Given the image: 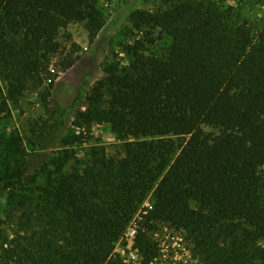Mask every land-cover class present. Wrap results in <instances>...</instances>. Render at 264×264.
Segmentation results:
<instances>
[{
  "label": "trees",
  "instance_id": "1",
  "mask_svg": "<svg viewBox=\"0 0 264 264\" xmlns=\"http://www.w3.org/2000/svg\"><path fill=\"white\" fill-rule=\"evenodd\" d=\"M162 1L130 16L131 59L106 65L98 82L106 106L79 112L107 123L119 152L92 147L85 163L55 164L37 184L26 162H8L18 143L0 134L2 188L23 191L4 264H154L163 224L190 239L200 264L264 263V23L234 19L216 0ZM97 3L0 0V111L29 94L51 101L57 36L71 22L96 36ZM132 221L136 263L114 251Z\"/></svg>",
  "mask_w": 264,
  "mask_h": 264
},
{
  "label": "rangeland",
  "instance_id": "2",
  "mask_svg": "<svg viewBox=\"0 0 264 264\" xmlns=\"http://www.w3.org/2000/svg\"><path fill=\"white\" fill-rule=\"evenodd\" d=\"M216 2L234 19L254 28L264 23V0ZM97 6L104 24L96 36L90 38L86 22H71L57 36L59 50L51 58V69L57 74L51 101L43 105L34 94H29L16 105L9 102L7 109L0 111V134L18 143L19 153L8 162H26V178L35 174L37 184H43L47 170L54 172L58 164L68 171L78 162L85 163L92 147L103 148L109 155L120 151L121 142L107 123H87L79 112L86 113L91 106L105 107L108 96L100 100L96 95L98 82L105 77L104 67L111 63L124 66L130 61V16L137 10L161 11L167 4L162 0H98ZM154 31L157 36L159 28ZM78 92L80 100L74 102ZM205 131L211 129L205 127ZM2 186L0 181V264L5 262L4 250L13 238L21 214L18 203L23 200L22 189L10 192ZM154 237L158 248L154 264H200L190 239L182 231L163 224L155 230ZM116 251L128 262L125 239L116 244Z\"/></svg>",
  "mask_w": 264,
  "mask_h": 264
},
{
  "label": "built area",
  "instance_id": "3",
  "mask_svg": "<svg viewBox=\"0 0 264 264\" xmlns=\"http://www.w3.org/2000/svg\"><path fill=\"white\" fill-rule=\"evenodd\" d=\"M142 206L145 208L150 207L149 201L146 200ZM135 227H136L135 221L130 222L129 225L126 227L123 238H122V239H125V241L127 243L128 254L126 255V259L128 262H132V263H136L139 260V255H138L136 249L133 248V244H134L133 239H134V235L136 232ZM114 251L117 252L116 251V245H115ZM117 253H119V252H117Z\"/></svg>",
  "mask_w": 264,
  "mask_h": 264
}]
</instances>
